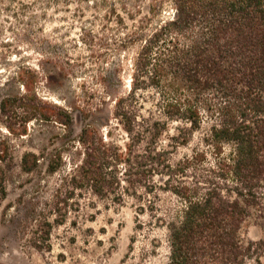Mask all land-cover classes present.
Listing matches in <instances>:
<instances>
[{
    "label": "trees",
    "instance_id": "trees-1",
    "mask_svg": "<svg viewBox=\"0 0 264 264\" xmlns=\"http://www.w3.org/2000/svg\"><path fill=\"white\" fill-rule=\"evenodd\" d=\"M165 7L170 18L150 29ZM127 41L139 48L113 115L128 143L121 150L83 127L82 160L56 203L86 192L114 203L130 196L143 201L140 213H152L168 193L175 203L157 216L167 264H261L264 236L246 243L242 230L248 220L264 227V0H151ZM6 106L0 100V112ZM170 124H177L172 134ZM195 134L190 152L175 158ZM12 160L0 140V200ZM37 163L22 155L24 172Z\"/></svg>",
    "mask_w": 264,
    "mask_h": 264
},
{
    "label": "rangeland",
    "instance_id": "rangeland-1",
    "mask_svg": "<svg viewBox=\"0 0 264 264\" xmlns=\"http://www.w3.org/2000/svg\"><path fill=\"white\" fill-rule=\"evenodd\" d=\"M150 2L0 0V100L7 101L0 140L13 154L0 200V264H167L166 230L157 216L175 203L170 194H159L152 213H140L143 201L130 196L114 203L86 192L67 205L56 203L82 160L77 140L83 127L121 150L128 143L113 115V97L129 91L139 43L127 36ZM171 14L165 7L150 29ZM176 126H168L170 134ZM197 138L173 156L189 153ZM24 153L38 162L30 172L21 168ZM263 236L260 223H245L246 243ZM260 260L264 264V253Z\"/></svg>",
    "mask_w": 264,
    "mask_h": 264
}]
</instances>
